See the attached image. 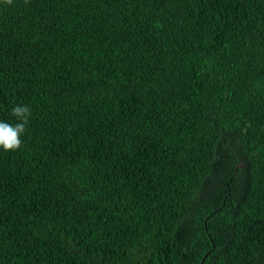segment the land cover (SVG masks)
<instances>
[{
  "label": "trees",
  "instance_id": "1",
  "mask_svg": "<svg viewBox=\"0 0 264 264\" xmlns=\"http://www.w3.org/2000/svg\"><path fill=\"white\" fill-rule=\"evenodd\" d=\"M0 264H264V0H0Z\"/></svg>",
  "mask_w": 264,
  "mask_h": 264
},
{
  "label": "clouds",
  "instance_id": "2",
  "mask_svg": "<svg viewBox=\"0 0 264 264\" xmlns=\"http://www.w3.org/2000/svg\"><path fill=\"white\" fill-rule=\"evenodd\" d=\"M11 4L12 0H5ZM28 0H25L27 3ZM11 115L17 122L9 123L0 120V148L4 151H15L22 147V136L27 131V125L31 117V108L28 105L18 104L11 109Z\"/></svg>",
  "mask_w": 264,
  "mask_h": 264
}]
</instances>
